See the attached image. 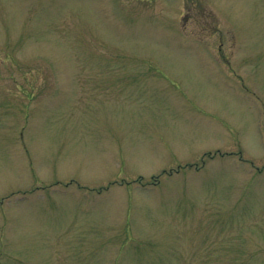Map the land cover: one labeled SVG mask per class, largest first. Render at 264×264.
<instances>
[{"label": "rangeland", "instance_id": "obj_1", "mask_svg": "<svg viewBox=\"0 0 264 264\" xmlns=\"http://www.w3.org/2000/svg\"><path fill=\"white\" fill-rule=\"evenodd\" d=\"M0 264H264V0H0Z\"/></svg>", "mask_w": 264, "mask_h": 264}]
</instances>
